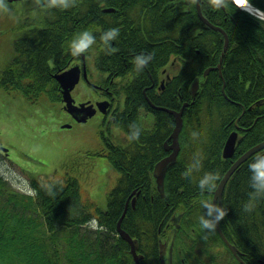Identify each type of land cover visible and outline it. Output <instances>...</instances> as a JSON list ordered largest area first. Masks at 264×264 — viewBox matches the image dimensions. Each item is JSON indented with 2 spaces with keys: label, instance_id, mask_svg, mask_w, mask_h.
<instances>
[{
  "label": "trees",
  "instance_id": "trees-1",
  "mask_svg": "<svg viewBox=\"0 0 264 264\" xmlns=\"http://www.w3.org/2000/svg\"><path fill=\"white\" fill-rule=\"evenodd\" d=\"M27 2L31 4L30 9H35L33 0H26ZM102 3L115 8V13L110 15L116 22L111 27L105 20L110 15L102 13ZM252 4L264 11V0H252ZM13 5L9 4L10 7ZM187 5L185 8L183 0H77L76 6L69 10H40L43 14L39 19L43 21L44 29L35 30L34 39H28L18 47L15 62L10 63L0 76V88L9 93L22 94L32 102H37L44 96L53 102H59L61 98L58 84L51 78L50 73L53 75L67 68L70 60L69 43L73 37L80 31L89 30L96 36L95 45H98L99 32L107 31L108 28H119L120 34L114 40L115 44L120 45L118 51L108 55L105 50H99L96 53L97 68L101 73L115 74L128 70L127 67L133 65L135 73L145 72L148 79L138 78L131 95L135 101L134 105L137 103L143 105L145 99L141 94V86L144 81L149 80V73L146 72L147 68L137 72L134 67V57L140 54L137 45L144 47V42L148 41L153 50L157 49L154 51L157 57L156 64H159L165 61L171 52L169 51L171 48L166 47L168 42L175 44L178 35H184L183 46L196 50L194 67H187L191 70L188 76L192 78L185 79V71L180 73L176 85L167 89L174 92V98H165L167 96L165 95L161 101L165 102L164 106L168 109L180 108L188 95L183 84L188 85L190 81L200 78L199 94L203 92L204 97L196 99L185 115L186 128L189 130L193 127V132L198 133V136L194 138L192 145H187L186 150L189 155L194 156L199 152L202 156L201 171L194 174L196 180L204 172H219L221 177L225 174L228 163L221 161L220 151L216 152L218 140L215 138L219 133V123L230 121L233 124L235 119L232 120L230 114H241L243 108L249 109L257 99H264V72L259 71V67H264V63L258 59L264 58V24L230 1L226 11L221 12V16L216 20L230 38L222 74L212 71L203 78L205 69L217 64L224 46V37L221 33L206 27L197 15L195 5ZM206 9L209 8L204 4L202 10ZM77 11L80 12L81 18L79 26L76 24ZM204 14L206 15L205 12ZM208 18L212 21L211 17ZM142 19L154 28V32L146 37L133 31L132 21L140 22ZM53 24L57 25L55 29H52ZM159 42L161 45L153 46ZM162 42L166 44L162 45ZM197 49L200 51L198 54ZM91 52L92 49L86 54L90 55ZM208 52L213 53V57L205 62V55ZM48 61L51 62L49 67ZM48 68L50 72H47ZM223 82L227 96L237 104L227 101L226 97V101L224 100ZM177 90L180 94H177ZM245 90H248L247 94ZM175 94L178 95V101ZM253 109L247 111L248 120L251 121L249 125H253L256 119L254 116L263 113L258 107ZM219 110L221 115L218 113ZM214 113H217V116L214 117ZM134 114L133 110L132 115ZM164 115L166 116L157 117L159 135L142 138L143 146L134 147L138 157L135 158L136 154L131 148L118 149L109 157L110 164L121 176L118 185L108 195L107 208L104 211L90 201L82 202L81 187L74 177L60 178L57 181L55 179L39 181L37 178L29 177L35 196L16 191L0 177V264H135L129 244L119 237L117 231L123 213L121 209L127 204L128 213L122 220V228L133 239H137L138 253L145 256L142 264H160V243L166 238L168 232L164 228L171 222V217L180 211L186 214L183 216L184 225H188L187 221L191 223L188 217L199 222L203 210L198 209L194 213L193 208L198 203L209 201L207 192L199 191L196 180L182 177V173L192 163L185 159L183 152L180 153L174 167L167 171L164 194L156 189L151 171L163 151L162 142L159 141V145L152 142L167 134V130L173 124L172 118L166 113ZM208 115L211 117L208 123L203 126L193 124L198 120L205 123ZM161 118L170 119V123L165 120L167 126L161 127L159 125ZM243 119L242 122L245 121ZM184 133L185 129L181 133L183 149L189 143V138H185ZM263 134L264 116L257 119L253 125V134L247 135L244 141L246 144L256 143ZM142 135L144 134L140 136ZM204 137L207 145L202 150L199 144ZM144 139L150 140L144 143ZM211 147L214 149L209 153ZM248 162H245L229 183L231 188L227 190L226 202L229 222L225 227L232 232L240 246L259 256L261 252L264 255V200L259 201L252 212L243 210L251 191ZM124 184H129L125 192ZM141 188L144 197L137 196L136 206L132 208L131 193ZM49 189L55 192L54 197L47 194ZM152 190L156 192L153 198L150 197ZM175 209L176 212L172 213ZM93 217L98 220L100 226L105 224L110 229L109 232L98 230L99 232L95 231L92 234L89 229L82 232V225ZM182 232L183 230L177 232L174 256L175 261L178 259L174 264H190V257L199 253H187L184 262L180 260L177 250L182 249L183 253H186L195 243Z\"/></svg>",
  "mask_w": 264,
  "mask_h": 264
},
{
  "label": "flooded vegetation",
  "instance_id": "flooded-vegetation-1",
  "mask_svg": "<svg viewBox=\"0 0 264 264\" xmlns=\"http://www.w3.org/2000/svg\"><path fill=\"white\" fill-rule=\"evenodd\" d=\"M28 1H30V0H28ZM183 1H184V7L187 8L188 7L187 4H189L188 0H183ZM18 2H24V4L28 7L31 5L28 2L26 3V0H19L15 3H18ZM204 4L206 5V0H200V8H201L202 15L205 18H207V20L214 27H216V28L218 27L219 29H221L225 32L223 27L218 24L219 22L216 21L221 15L218 14L217 11H214L211 9H206L205 11H203L202 6ZM196 6L197 5H195V7ZM29 11L31 13H33L32 19L30 21L24 20V22L21 25V26H24L22 34H16L14 39L12 40L13 57H11L12 58L11 63L15 60L14 57L17 54L18 47L23 42L27 41L28 39H34L33 35H34L35 30L32 29V26L39 27V30L44 29V26L42 25L43 21L39 19V18H41L43 13H41V11L38 9H29ZM196 11H197V15L199 16L200 20L205 24V22L201 19L200 15L198 13L197 7H196ZM204 12L206 13V15L204 14ZM19 14H20V12L16 14V17ZM208 17H211L212 21L209 20ZM76 24H77V26H79L80 20H78L76 22ZM213 30L217 31V32H221L220 30H217L214 28H213ZM1 35H2V31H1L0 36ZM27 35H28V38L25 37ZM222 35L225 39V36L223 33H222ZM0 41H1V38H0ZM223 45H225V41H224ZM98 52H99V50H95V51H92L90 55L84 54L83 57L79 56L77 58H70L68 65H67V68H65L64 70H60L54 74L64 72L65 70H67L72 65L73 66L79 65L81 67H82V65L83 66L86 65L89 82H86L83 79V76H81V80H80L79 84L82 81H84L86 83V85L89 86L94 91V94H96L95 95L96 97L94 99H90L88 101H85L86 104H85V107H83V108H89V111L91 113H93L92 116L87 118L86 122H88L93 117H96L97 114H101L102 115L101 117H103V119L105 120L106 125L108 123L111 126H116V128H117V136L114 139H109V138L104 137L103 141H104V144L106 147L103 148L99 152L97 151V153H96L97 157L98 156L106 157L109 160V157H111L116 151H118V149L119 150H125V149L131 148L132 150H134V147L137 145H139L141 147L143 146V144H142L143 139L142 138H144V136L155 137V135L157 133V123H158L157 117L158 116H166V115H164V113H162V112H158L157 109L153 108L152 104H156V103L158 104V102L161 101V98H163L165 95H167L165 98H170V99L174 98V92L173 91H167V89H168V87H172V85H174V84L176 85V81H177V78L180 76V73H184L185 65L181 62L177 63L176 61H173V59H171V60H169L170 62L167 64V66H163L160 69H158L159 66H157L156 64L154 65L153 68H147L146 72L149 73V80H147V83H145L144 85L141 86V92H142L141 94L143 95V97L145 99V104L142 105V104L137 103L136 105H134L135 101H133V97H131L132 94H130V89H131V85L134 86L136 84V82L138 81V78L132 76L131 79L128 82H126V84H124V87L122 88V90L117 94L115 93L114 90H105L104 89V91H103V88H105L104 87L105 82L107 80H110V83L108 84V85H110L111 83H113L117 74L116 73L114 74L113 72H103L105 74L101 73L100 69L97 68L98 67V65H97L98 57H96L97 56L96 53H98ZM212 68H214V67H209V69L208 68L205 69L202 77L205 78L210 74V72L216 71L215 69H212ZM5 69H7V68L5 67V68L0 69V76L5 71ZM128 71L135 72L133 69L128 70ZM206 71H209L207 75H205ZM54 74H53V76H54ZM91 76H94V79H91L90 78ZM197 78H199V77H197ZM195 82L196 81H192V82L190 81L188 85L183 84L186 87V91H187L188 95L186 96L187 100L182 101L183 103H182L181 107L180 108H170L166 112V114L169 115L173 120L172 125H175L176 121H178V118H180L181 123L183 125V127L181 128V133L184 131V129L185 130L187 129L186 128L187 125H186L185 115H186V113L189 112V109L194 104L195 99H196L194 96L191 95L193 93L192 90H193V85ZM200 84L201 83H200V78H199V87H198L197 91L200 90ZM223 84H224V86H223L222 90L225 91V82H223ZM109 87L110 86H108L107 89H109ZM180 89H179V91H180ZM179 91L177 90V94L178 93L180 94ZM21 96L24 97L26 100H28L27 97H25L24 95L21 94ZM59 96H60L61 100L58 103L62 104V109L70 115L72 122H73V116L65 108V107H67V104L63 101V97L61 96L60 92H59ZM175 96H176V101H178V95L175 94ZM180 96L182 98V95H180ZM75 104H76V102H75ZM77 105H79V104H77ZM151 105H152V107H151ZM263 105L264 104H262V103L255 102L253 104V106L250 107V109L254 110L253 108L258 107V109H261V111L264 112ZM186 109H188V110H186ZM133 110L135 111L134 115H132ZM172 111L175 112L176 114L171 113ZM159 113H161V114H159ZM129 118H130V120H129ZM145 118L146 119L151 118V120H149V122H147V123H144ZM133 123H135L138 127H140L141 134H144V135H142V137L140 136L138 140L130 141L128 139V136L130 135L132 129H130L129 125H131ZM71 125H73V123H71ZM181 133L179 134V141H174V138L172 137L166 143L161 144L163 153L155 161V164L152 166L153 167L152 171H151L152 175H153L156 163H158L159 161H161L164 158L170 157L171 154H173L176 151L175 150L176 147H179V151L177 154V160H178L179 155L183 150V144H181L182 143V140H181L182 134ZM230 134H232L234 137H236V140H237L234 151L238 152V151L246 148L245 152H247V151H250L256 147V143H252V144H246L245 143L244 140H245L246 136L248 135V129L246 127H244L243 125L238 124V123H233V125L231 126ZM226 143H227L226 141L223 142L224 149H225ZM257 152H259V151L256 150L255 152H253L249 158H252ZM4 156H6V158H8L9 153L6 150H3L2 147H0V157H4ZM244 159L245 158L243 155L241 160L234 165V166H236L234 176L238 174L237 172H239L241 167L245 164ZM177 160L175 161L174 164H172L173 167L176 164ZM221 161L224 162V160L222 158H221ZM109 163H110V161H109ZM172 166L170 165L167 168L166 176H167V171ZM111 167H112V169H114L115 171L118 172V170H116L112 165H111ZM120 176H121V174H120ZM234 176H233V178H234ZM221 179H222V175H221ZM221 179H220V181H218V186L220 185ZM230 188L231 187H229L228 185H225V187L222 191V194H220L221 195L220 197L216 198V195L212 194V196L210 195L207 199H209L210 202H213L215 204H219V205L226 208L227 190H229ZM131 197L136 198L137 195L132 194ZM132 198H131V206H132V208H135L136 201L134 202V205H133V199ZM193 205H194V203L191 204V206H193ZM126 206L128 207V204ZM193 209L195 211L194 213H196L198 211V209L203 210L202 214H204V212H205V209L202 206V202L196 204ZM193 209H192V211H193ZM192 211L190 213H192ZM184 213L185 212L177 211L176 214L173 217H171V222L166 226V228H164L168 232L166 235L165 241L167 240L168 235L171 232V230L173 228L175 229L176 224H179L177 226L178 227L177 231L183 230L182 233L186 237H189L193 241H195V243L191 246L190 251H186V253H183L182 249L177 250L178 254L180 255V258H181L180 260H182V262H184L185 256H188L187 253L199 252L198 254H195V255L190 257V260H189L190 264H264V259L261 258V255H263V252H261L259 254V256H256L251 251L245 250L242 246H240L239 241L235 238V236L232 234V232L229 231L228 229H226L224 221L227 219V216L225 217V219L223 221H221L219 223L216 231L210 233L207 230L200 231L198 228H196L195 227L196 221L192 217L191 218L188 217V220L191 223H189L187 221L186 223L188 225H184L183 224V216L186 215ZM176 236H177V234H176ZM176 236H175V240L173 241V245H172V247H173V250H172L173 264L178 259V258H176V261H175V256H174V247H175L174 244H176V241H177ZM185 236H183V237H185ZM162 247L165 248L166 245L163 244ZM160 248H161V243H160ZM161 252H162V254L165 253L164 250ZM139 255L141 256L140 261L145 260L144 254L139 253ZM159 261H160V264H162L161 253H159ZM141 264H142V262H141Z\"/></svg>",
  "mask_w": 264,
  "mask_h": 264
},
{
  "label": "rangeland",
  "instance_id": "rangeland-1",
  "mask_svg": "<svg viewBox=\"0 0 264 264\" xmlns=\"http://www.w3.org/2000/svg\"><path fill=\"white\" fill-rule=\"evenodd\" d=\"M13 4L9 7L14 18L0 14V69L7 67L13 57L12 40L22 34V23L33 16L24 2ZM95 95L84 81L72 92L76 104H85ZM101 116L97 114L86 124L74 117L72 122L62 104L48 97L34 104L21 94L0 89V147L9 153L7 159L0 157V174L6 177L9 187L25 194L34 192L27 175L40 181L74 177L81 187L82 202L90 201L106 210L108 195L118 185L120 174L106 157L96 156L106 147L104 137L117 136L116 126L106 125ZM149 120L145 118L144 123ZM71 123L72 127L64 128ZM84 225L82 232L88 230ZM95 231L98 230L91 233Z\"/></svg>",
  "mask_w": 264,
  "mask_h": 264
},
{
  "label": "bare ground",
  "instance_id": "bare-ground-1",
  "mask_svg": "<svg viewBox=\"0 0 264 264\" xmlns=\"http://www.w3.org/2000/svg\"><path fill=\"white\" fill-rule=\"evenodd\" d=\"M236 4L239 5L238 2H236ZM206 6H208V8L211 9V10L217 11V13L220 14V15H221V12L226 11V8H221V9L217 10V9L209 6L208 1H206ZM101 9H102V13H107L109 15L112 14V13H115V8L114 7L108 6V5L104 4V3L101 4ZM247 9L252 10L251 7L247 8ZM76 15H77L78 20H81V18H80V12L79 11L76 12ZM260 15H262V14H260ZM105 20H106V22H108L109 27L113 26V24L116 22V20H114V18L111 15L109 17H107ZM144 21L145 20H143V19L140 22H137L136 20H135V22L132 21V26H133V31H136L137 33H141L142 36L146 37V36L152 34V32H154V28H151V25L145 23ZM46 24H47V19H46ZM205 25H206V23H205ZM56 27H57V25L56 24H53L52 29H55ZM206 27L207 28H210V29H213V27H211L209 25H206ZM32 29L33 30H39V27L32 26ZM104 32H99L100 34L97 37L98 41H100V36ZM219 33L222 34V32H219ZM193 36H194V34H193ZM25 37L28 38V35L25 36ZM194 38H195V36H194ZM176 40L177 41L175 42V44H174V42L173 43L170 42V41L168 42V44L166 45V47L171 48L169 50L171 52L168 53V56H167L166 60L165 61H162L159 64H156L157 63V61H156L157 60L156 59L157 57H156L155 51H154V50H157V49L154 48V50H153L152 49L153 47L151 46V44L148 41L145 40L146 42H144L145 43L144 44L145 45L144 47H143V45H140V46L137 45V48H139V51L138 52H140V54L141 53H152V54H154L153 60L150 62V64L146 68H153L154 65L156 64L157 66H159L158 69H160L163 66H167V64L170 62L169 60H171V59H173V61H176L177 63H180L181 62L184 65H187L185 67V69H184V71H185L184 74H186V75H184V78L185 79H191L192 77L189 78V76H188L189 75L188 73H190L191 70L187 69V67H189V66L194 67L193 64H194V61H195L194 56L196 54V52H195L196 50H190V49H187L186 46H183L184 35H178V38ZM224 41H225V39H224ZM229 41H230V38H229ZM100 42H99L98 45H94L91 48L92 51H95V50H105L104 46ZM235 42L237 44H239L237 41H235ZM111 43H112V47L113 48H117L118 49L119 46H120V45L118 46L117 44H115L114 41H112ZM164 44H166V42H162V45H164ZM159 45H161L160 42L153 44L154 47H158ZM169 45L170 46L172 45V46L169 47ZM223 49H224V47H223ZM223 49H222V52H223ZM228 49H229V47H228ZM176 51H179V52H176ZM198 53H200V51L197 49V54ZM226 53H227V51H226ZM209 54H210V56H209ZM225 56H226V54L224 55V57H222V53H221V55L218 58L217 64L214 66V68H212V69H215L217 72H220L221 74H222V67H223V62H224ZM81 57H83V55H81ZM212 57H213V53H209L208 52L205 55V58H206L205 59V62H207L208 60L212 59ZM68 58H77V57H73L70 54V52H68ZM221 59H222V63H221ZM258 59L260 60V62L264 63V58L263 57H258ZM50 64H51V62L48 61V66L47 67H49ZM82 67H83V65H82ZM127 68H128V70L134 69L133 68V65L131 67H127ZM128 70H123V71H121L119 73H116L117 75H116L113 83H111L110 85H108L110 83V80H107L105 82V85H104L105 88H103V91H104V89L105 90H114L116 94L119 93L122 90V88L124 87V84H126V82H128L131 79L132 76H134L136 78H142V77H144V78H147L148 79V77H147V75H146L145 72H143L142 74H139V73H135V72H130ZM259 71L264 72V67L263 66L259 67ZM47 72H50V69L49 68L47 69ZM50 74H51V78H54L53 75H52V73H50ZM54 75H56V74H54ZM197 80H199V79H197ZM145 83H147V82L144 81L143 82V85ZM108 86H110L109 89H107ZM134 88L135 87L133 85H131L130 94H132L134 92ZM222 93H223L222 96H223L224 100H225V97H226L228 99L227 101L236 103V102H234L232 99H230L227 96L226 91L222 90ZM247 93H248V90H245V94H247ZM191 95L193 96L194 94L192 93ZM202 96L204 97V93L202 92V93L199 94V90L195 94V98L196 99H198V98H200ZM241 98H243V97H241ZM256 102H259V103L264 104V99H259V100L257 99ZM158 103H159V105L152 104L153 105V108L157 109L158 112L166 113L168 111V108H166L164 106L165 102L164 101H160ZM152 105H151V107H152ZM249 110H251V109L250 108L249 109L243 108L242 113L241 114H238V115H232V114L229 113L231 115V117H233L232 120L235 119L234 123L241 124V125H243L244 127H246L248 129V136L253 134V125L256 123L257 119H259V117H263L264 116V112L261 113L259 116H254L256 119H255L253 125H249V124H251V121L248 120L249 119V115H248L247 111H249ZM218 113H220V115H221V111L220 110L218 111ZM159 114H161V113H159ZM213 115L215 117V116H217V113H214ZM230 115H229V118H230ZM242 117H244V119ZM210 119H211V117L208 115L207 121H205V123H202L200 120H198V121H196L193 124L195 126H203L204 124H206V122L208 123V121ZM242 119L245 120V121L242 122ZM165 120H166V118H161L160 119L159 125L161 127L167 126L166 121H169V123H170V119L169 120H166V121ZM179 124H180V122L179 121H176V124L175 125H171V127H169V129L167 130V134L162 135V137H160L159 140L157 139V141H156L154 138H152V140L153 139L155 140L152 143H155V144L158 143L157 145H159V141L162 142V143H166L169 139H171L173 136H175L178 133ZM188 125H189V123H188ZM232 125L233 124L230 121H225V122L222 121L221 123H219V133H217L216 138H215V139L218 140L217 141V146H216V149H217L216 152H219L220 151V157L224 161H226V163H228V166H227V168L225 170V174L222 175V179H221V182H224V185H228V186L230 185L229 183H231L232 180H233V176H234V173H235V166L234 165L241 160V158H242L243 155H244V158H245L244 159V162L247 163L251 159V158H249L251 156V154L249 153V151L245 152L246 151V148L245 149H242V150H240L238 152L234 151L232 153H228L225 149H223V144L222 143L224 141H231V142H235V143L237 142L236 137H234L232 134H230L231 126ZM182 127H183V125H182ZM193 130H194L193 127H190L189 130L188 129L185 130L184 136H185V138L186 137L189 138V143L186 144V146L182 150V152L184 153L185 159L190 160V161H192L193 155H189V152L186 150V147H187V145H192V143H193L194 138L191 135V133L193 132ZM205 133H206V128L204 129V134ZM157 135H159V134L156 133L155 136H157ZM144 138H147V136H144ZM149 140L150 139H144V143L147 142V141H149ZM205 142H206V137H204L202 139L201 143L199 144L200 149L203 150L204 147L207 145V143H205ZM151 145H153V144H151ZM151 145H150V147H151ZM221 145H222V147H221ZM137 147H141V146L137 145L136 148ZM256 147H258V150L257 151H259V152L264 151V134L261 135L260 140L256 141ZM213 149L214 148L211 147V149L209 150V153ZM155 150H156V148H155ZM133 151L136 154L135 158L138 157L137 151L135 149ZM152 151H154L153 148H152ZM216 152H214V153H216ZM128 187H129V184H124L123 191L124 192L127 191ZM148 187L150 188V186H148ZM217 191H218V187H217V189H216L215 192L207 193V194L209 196L210 195L212 196V194L215 195ZM131 194H135L138 197L140 195L143 196V189L141 188V189L134 190ZM150 194H151L150 195L151 198H153L154 196H156V192L154 190H152V192ZM132 199L134 201H136V198L135 197L132 198ZM127 208L128 207L125 205L123 207V209H121V210H123L122 216H123L124 212H126V215H127V213H128V209ZM174 212H176V209L172 213H174ZM227 222H229V219H226L224 221L225 224ZM195 227L198 228L200 231H204V229L201 227V225H200L199 222H196ZM102 228H103L102 232L103 231L109 232V230H110L105 224L102 226ZM261 258L264 259V255H261Z\"/></svg>",
  "mask_w": 264,
  "mask_h": 264
},
{
  "label": "clouds",
  "instance_id": "clouds-1",
  "mask_svg": "<svg viewBox=\"0 0 264 264\" xmlns=\"http://www.w3.org/2000/svg\"><path fill=\"white\" fill-rule=\"evenodd\" d=\"M243 9L253 7L252 0H235ZM189 5H197L200 0H188ZM209 6L219 10L221 8H227L230 0H208ZM77 0H33L35 9L39 10H69L75 7ZM258 13L264 12L257 10ZM0 14H7L14 18L12 9L9 7L8 0H0ZM255 18L264 24V15H255ZM120 34L119 28H110L100 36V41L105 48L106 54L112 55L118 51L117 48L112 47V41L116 40ZM97 42L96 36L89 30H84L77 33L69 43V52L73 57H79L89 52V50ZM154 54L152 53H141L136 55L133 60L134 67L137 72H142L153 60ZM132 129L128 139L130 141L138 140L141 135V129L135 123L129 125ZM193 138L198 136V133H191ZM202 168V156L199 152L194 154L192 163L188 166L186 171L182 173L183 178H192L196 180L194 174L199 173ZM249 187V199L245 203L243 210L245 212H252L257 203L264 200V151L257 152L248 162ZM221 177L219 172H204L202 176L196 180L198 189L201 193H212L215 192L218 186V181ZM49 196H55V192L51 189L47 193ZM29 195H35L34 192ZM202 206L205 209L204 214L199 217V223L204 230L208 232H215L217 226L221 221L228 215V210L210 201H203ZM84 227L91 230H100L103 228L99 225L98 220L93 217L86 222Z\"/></svg>",
  "mask_w": 264,
  "mask_h": 264
},
{
  "label": "water",
  "instance_id": "water-1",
  "mask_svg": "<svg viewBox=\"0 0 264 264\" xmlns=\"http://www.w3.org/2000/svg\"><path fill=\"white\" fill-rule=\"evenodd\" d=\"M9 1L12 2L14 0H9ZM196 7L198 9V13H199L201 19L206 23V25H209V26L213 27L214 29L220 30L224 34V36H225V46H224V49H223V52H222V57H224V55L226 54V51H227V49L229 47V38H228V36L226 35V33L223 30L219 29L218 27L217 28L214 27L207 20V18H205L202 15L201 8H200V3H198ZM251 12L254 13V14H259L257 12V10L254 9V8H252ZM261 14L264 15V13H261ZM221 63H222V59H221ZM208 72L209 71H206L205 75H207ZM80 74H81L80 66H73L69 70H67V71H65V72H63L61 74H56V75L53 76L57 80V82L59 83V88H60L61 92L64 95V100L69 105L71 113H74V111H76V110L78 112L79 111H83L82 107L84 106V104H82L80 107H77V106L73 105L72 100H71V92L74 89L75 85L79 82V80H80V76L79 75ZM84 77L86 78V73L85 72H84ZM197 89H198V82H195L194 85H193V90H192L193 94H194L193 95L194 97H195V94L197 92ZM171 113L176 114L173 111ZM84 114L86 116L89 114L87 108L84 111ZM178 121L180 122L179 127H178V133H179V132H181L182 123H181L180 118H178ZM177 134L174 136V140L175 141H178L177 140V138H178ZM226 142L227 143H226V146H225V150L228 153L234 152L236 143L235 142H231V141H226ZM175 150L176 151L173 154H171L170 157H167V158L163 159L155 167V171H154V176L153 177H155L157 185L161 189H163V186H164V177H165L166 168L170 164L172 165V163L176 160L177 154H178V151H179V147H176ZM256 150H258V147H255L254 149L250 150L249 153L252 154ZM235 168H236V166H235ZM224 187H225L224 182H221L220 185L218 186V191L215 194L216 198L221 196L220 194H222V191H223ZM161 192H162V195H163L164 192L163 191H161ZM134 202L135 201H133V205H134ZM125 215H126V212H124L122 218L118 222L117 229H118V232H119L120 236L122 237V239H124L125 241H127L131 245V254L134 256L135 263L136 264H141L140 263V257L137 255V252H135L136 251L135 242L132 240V238L129 236V234L127 232L123 231V229L121 227V223H122V220L125 217ZM168 259H169L168 262L163 259L162 260V264H172V254L170 253V250H169Z\"/></svg>",
  "mask_w": 264,
  "mask_h": 264
}]
</instances>
